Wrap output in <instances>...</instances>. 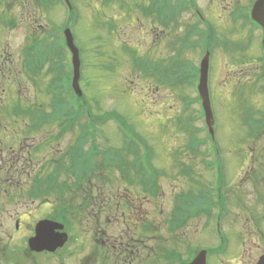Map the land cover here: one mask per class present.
<instances>
[{"label": "rangeland", "instance_id": "obj_1", "mask_svg": "<svg viewBox=\"0 0 264 264\" xmlns=\"http://www.w3.org/2000/svg\"><path fill=\"white\" fill-rule=\"evenodd\" d=\"M71 1L75 16L68 27L81 53L82 99L69 98L55 110V82L59 76L56 71H62L64 58L56 53L50 61L44 51L45 60L42 55L40 61L38 55L42 53L30 52L34 63L40 64L35 65L36 72L45 68V76L36 78V86L39 81L41 91L37 95L45 100L47 139L57 129L62 152L72 148L81 130L76 124L74 133L69 128L65 135L66 121L61 119L64 110L71 111L80 102L92 110L97 120L102 116L99 146L106 155L111 151L116 161L121 158L126 164L121 165L123 169L113 165L100 179L99 189L94 185L89 195L80 191L77 198L73 182V187L64 193L54 187L59 176L60 181L64 179L56 149H52L50 158L48 153L45 156L46 169L41 174L29 175L45 161L36 156L20 180L24 191L10 197L0 192V264H103L99 259L103 250L96 247H101L96 239L107 231L116 244L119 238L133 237L132 246L117 253L122 262L126 257L134 264H142L144 261L137 263L135 259L147 256L148 264H170L177 252L188 261L198 251L214 247L218 251L209 258L210 264H256L264 254V33L248 18L253 0H194L204 14V22L187 10L185 0H159L160 21L157 14L147 15L137 9L142 0H129L127 6H121L123 2L119 4L118 0ZM4 2L7 5L0 8V16L16 24V28L0 23V47L10 49V58L19 62L17 66L22 61L19 46L33 47V40L25 37L28 29L21 22L24 11L36 18L31 35L40 39L50 32V42L58 37V28H64L68 18L64 0ZM17 2L25 3L20 7ZM208 31L213 34L211 42L202 39ZM206 44L211 55L208 86L215 117V142L201 111L193 74L189 73L191 67H200ZM151 63L156 65L155 75L145 69ZM168 71L177 72V78ZM21 78L26 85L27 77ZM29 86L26 85L27 93H36L35 85ZM60 87L64 94L73 96L67 79L62 78ZM2 88L4 85L0 92ZM9 95L16 98L15 93ZM54 111L56 115L52 116ZM108 114L112 120L104 124ZM2 119L4 126L21 123V118L14 122L8 115ZM147 145L153 168L158 171L151 179L143 171L151 168L143 161L147 151L142 152L141 148L147 149ZM87 146L89 143L86 149ZM212 146L219 148L224 168L221 193L226 202L223 198L225 208L219 218L217 206L210 207L216 173L205 166V160L213 157ZM138 151L143 169L136 160ZM90 180L96 182V174ZM83 197H88V208ZM197 197L203 198L198 204L203 203L206 210L171 230L168 220L172 215L182 217L189 199ZM70 202L71 211L67 208ZM109 204L111 224L105 213ZM61 212L70 213L68 223L54 218ZM141 212L147 218L145 225L134 221ZM19 218L21 227L17 229ZM42 218L64 223L62 232L67 233L68 242L51 254L27 252L28 238ZM218 220L219 230L227 238L224 252L217 246ZM135 223L139 226L135 227ZM113 256L108 259L109 264L116 262ZM172 263L175 264L173 260Z\"/></svg>", "mask_w": 264, "mask_h": 264}, {"label": "flooded vegetation", "instance_id": "obj_2", "mask_svg": "<svg viewBox=\"0 0 264 264\" xmlns=\"http://www.w3.org/2000/svg\"><path fill=\"white\" fill-rule=\"evenodd\" d=\"M109 1H112V0H109ZM118 1H119V4H121L120 1L123 2L121 6H127V2L129 0H118ZM254 2L255 0H253L251 7L254 5ZM17 3L19 4L20 7H22L21 3H25V2H17ZM185 5L187 7V10L192 15L193 13H195L199 18L203 19L204 14L202 13V11H200L195 1L193 4L185 3ZM136 7L137 9H140V11L144 12L147 15L157 14L159 16V21L162 18L160 14L159 0H147V1L142 0L141 4H139ZM185 8H183L182 11L186 10ZM248 8H250V5L248 6ZM240 10H242V8L238 7L237 11L241 12ZM22 17L24 19H22L21 22L24 24V27L26 26L28 29L26 30L25 37H28L31 35L30 28L36 18L32 13L30 12L27 13V11L26 12L24 11ZM11 18H14V17L11 16ZM15 28H16V24L13 29ZM9 50H10L9 48L0 47V82L2 81L6 83V85L4 83L1 84V85H4V88H2L0 92V119H2L3 116L8 115L12 117V121L14 122L18 121V120L15 121V118L16 119L21 118V123L19 124V126H16L18 124L17 123L13 127H9L7 125L4 126L3 119L0 122V192L4 191V194L7 197L12 196L13 194L20 195V192L24 191L23 187L20 186V180L23 177V174L26 173V166L28 167V165L34 164V160L36 156H39V158L44 160L47 153H48L47 156L49 157L50 155H52V149L55 148L58 155H60V159L58 160V162L61 163L63 159V153H64L62 152V149L60 148L61 137L59 135L60 133L57 132V129H54L53 137L50 140L47 139L48 129L46 127L45 100L41 99L37 95L39 91H41V85L39 81H38V86H36V78L45 76L44 74L45 68L42 70L38 69L39 72H36L37 68L35 65L37 64H35L33 61L35 60L33 59L34 57L32 58L30 55V52L37 53L38 51H40V49L36 47H30L27 45L22 46V47L19 46L17 50L19 53L22 52L21 53L22 61L19 64L20 67L17 66V63L19 62H13L14 59L10 58L12 56L11 55L12 53L9 52ZM42 55L45 60V54L42 53L39 56L40 61H41ZM146 60L148 61V59ZM132 64H133V61H132ZM155 66L156 65H153L152 63L147 64L145 66V69H148L150 72H152V75H155L156 73ZM56 74L61 75V71H56ZM22 75H25L27 77L26 85L28 87H30L29 86L30 83H33L35 85V87L37 88L36 93H33V94L27 93L26 85H24V81L21 78ZM159 78L162 81L163 78L160 73H159ZM10 93H12V95L15 93L16 98L14 99L13 96L11 97V95H9ZM36 96H38V98H36ZM46 162H47V159H45L44 163H41L38 171H31L28 174L30 175L32 172L35 175L37 173L38 175L41 174L42 171L46 169ZM20 163L22 165H20ZM223 198L224 196L220 195L218 197V200L214 201V203H212L210 206L211 208L213 204L217 206V209L219 211L217 212L218 215L217 214L216 215L218 218L219 216H221L222 211L225 208L226 201L224 198V201H225L224 202ZM40 210H41V207H40ZM201 210L203 212L206 209L202 207ZM202 212L200 215H202ZM105 213L107 214V217H106L107 222L111 224L112 218L110 217V213H111L110 204L108 206V209H105ZM141 213H142L141 216L139 218L138 216H136L134 221L137 223L139 221L140 223H143V225H145L147 218L144 216L145 213L143 212ZM183 216H186V215L183 214ZM193 217H195V215L190 216L189 219ZM20 220H21L20 218L17 219V222H16L17 229H20L21 227ZM182 221L184 222V220ZM137 223H135L136 224L135 227L139 226V225L137 226ZM218 223L220 224V222L219 221L217 222V230L219 233L220 232L222 233V240L224 241L227 239L225 236L226 234L225 232L219 230ZM132 239L133 237L130 238V235H128L127 238L117 239L116 240L117 244H116L114 243V238H112V235L110 234V232L107 231V233L103 235L102 238L96 239V242H98L99 245L102 246L101 249L103 250V255L102 257L99 258L100 261L103 260V264H109L108 259L110 260V257L113 256L112 254H114L113 256L114 259L116 256V262H114V264H134L133 260L130 262V259L126 257L123 258V262H122L120 255L117 254L122 249L132 246L130 244V241H132ZM226 243H224L225 246H226ZM204 249L207 251V264H210L209 258L213 256V252L215 251L214 247L212 248L207 247ZM133 252L135 251L133 250ZM199 252L200 251H198L197 254ZM177 253L174 254L172 259H170L168 255H166L167 257L166 259H170V264H173L172 260L175 264L190 263L191 259L188 261H185V258H183L180 253L178 254ZM151 256H152V253H149V260L153 262V260L151 259ZM146 257L147 256L143 257L142 259L141 257L138 256L135 260L137 263H142L144 261L143 262L144 264H148V262L146 261L147 259Z\"/></svg>", "mask_w": 264, "mask_h": 264}, {"label": "trees", "instance_id": "obj_3", "mask_svg": "<svg viewBox=\"0 0 264 264\" xmlns=\"http://www.w3.org/2000/svg\"><path fill=\"white\" fill-rule=\"evenodd\" d=\"M4 1L5 0L0 2V8L6 7L7 3ZM45 1L49 2L50 0H45ZM52 1H54V0H52ZM162 1H164V0H162ZM0 23L4 24L6 26H8V25L13 26V23H11L7 18H4L3 16H0ZM69 25H70V22H67L65 24V26H69ZM49 33L50 32H48V34H46L45 38H40V39L37 37L30 38L31 40H33V46L44 48L46 50L45 51L46 56H47V58H50V61H51L52 57L54 55H56V53L59 56L64 57V53L62 55V52H60V47H58L60 45L59 38L58 37H56V39L53 38V40H51V42H50V38H52V37L49 36ZM202 35H203L202 39L207 40V38H208V40L210 42L214 40L213 34H211V32H209V31L206 33L204 32V34H202ZM63 41H64V38H62L61 42L63 43L62 46L66 47L65 43ZM206 47L208 48L207 44H206ZM62 63L64 64V60ZM192 69H194V68L191 67V69H189L190 70L189 73L194 75V70H192ZM176 73L177 72L168 71V74H170L173 77H176ZM73 97H74V93H73ZM78 99L80 101L82 99V97H80ZM87 110H88V107L86 108L84 105H82L79 102V107H78V112H77L78 115L77 116H80V115L88 112ZM64 111L65 112H64V114H62L63 118L61 120H62V122L66 121L65 125L69 126V123L71 122V119H72L71 117H72V115L76 116L75 115L76 112L72 109H71V111H70V109L64 110ZM55 115H56V113L52 116H55ZM57 117L59 118V116H57ZM92 121L93 122H91V123L85 122L86 124L84 127L88 128V127L92 126L94 128V138H93L94 147L89 148L88 150L85 149L83 146H84V143L86 140L84 139L82 141H78L79 143L77 145H75V146L72 145L71 151L66 152V154H64L63 159H62V163H61V167L64 169V174L66 176H64V179L61 181L59 178H57L54 181L55 189L58 188V190L60 192L62 191L64 193L65 191L70 190V187H73L72 186V182H73L75 195H77V192H80V191L81 192L84 191L85 195H89V190H92L94 185H96V187L99 189L98 184L100 183L99 181H101L100 179H104V175L107 174L106 173L107 163H106L105 149L101 148L98 144L99 143L98 132L100 130L99 127L101 128V126L103 125L102 116H99V118L97 120L96 115L93 114ZM110 150H112L114 152L113 149H110ZM218 152H219V150H218ZM110 153H111V151H110ZM148 160H149V153H148L147 157H144V161H146V165H151L150 161H148ZM146 171L147 172L145 174L148 178L150 177V179L152 176L157 175V171H155L154 168H150L149 170H146ZM93 173L96 174V182L90 180V176ZM150 184H151V181L149 182L148 185H150ZM51 185H53V183H51ZM46 194H47V192H46ZM75 197L78 198V195ZM87 199H88V197L87 198L83 197L82 202L84 203L85 207L89 206V204L86 203ZM193 200H194V202H196L197 199H193ZM193 200H192V202H193ZM69 204L71 207L69 206L67 208L71 211L73 209V206H72L71 202ZM79 209L81 210L83 208L79 207ZM190 210L193 211L194 213L198 212V211L196 212V210H194V207H190ZM78 212H80V211H78ZM62 213H64V214H62ZM69 215H70V213L61 212V214H59V216H55L54 218L68 223V220L66 218H69ZM78 215L80 216L81 213H79ZM76 217H77V215H76ZM27 251L29 252V249Z\"/></svg>", "mask_w": 264, "mask_h": 264}, {"label": "water", "instance_id": "obj_4", "mask_svg": "<svg viewBox=\"0 0 264 264\" xmlns=\"http://www.w3.org/2000/svg\"><path fill=\"white\" fill-rule=\"evenodd\" d=\"M71 7L69 0L67 1ZM252 19L254 22H258L263 30H264V0H256L254 6L251 10ZM65 36L67 45L70 48L73 54V65H74V76H73V87L79 95L83 92L80 88V67H81V59H80V51L78 47L75 45L74 37L69 28L65 30ZM264 45V37L262 39ZM209 60L210 53L207 52L205 54V58L202 60L200 66V83H199V92L200 96L203 98V107L206 111L207 124L211 127V131L213 132L212 125L214 124L213 111L211 106V99L209 96V86H208V71H209ZM64 224L50 220V219H42L38 221L35 228V235L29 238V247L32 251L42 252V251H51L54 252L58 248L63 247L64 244L68 241V235L66 232H62L64 229ZM206 252L201 251L195 257L190 264H207L206 261ZM259 261L257 264H264V254L259 257Z\"/></svg>", "mask_w": 264, "mask_h": 264}, {"label": "bare ground", "instance_id": "obj_5", "mask_svg": "<svg viewBox=\"0 0 264 264\" xmlns=\"http://www.w3.org/2000/svg\"><path fill=\"white\" fill-rule=\"evenodd\" d=\"M71 23V22H70Z\"/></svg>", "mask_w": 264, "mask_h": 264}]
</instances>
